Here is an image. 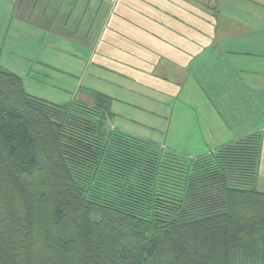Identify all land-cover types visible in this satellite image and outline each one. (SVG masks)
Here are the masks:
<instances>
[{
	"label": "trees",
	"instance_id": "16d2710c",
	"mask_svg": "<svg viewBox=\"0 0 264 264\" xmlns=\"http://www.w3.org/2000/svg\"><path fill=\"white\" fill-rule=\"evenodd\" d=\"M0 66V264H264L262 137L189 156Z\"/></svg>",
	"mask_w": 264,
	"mask_h": 264
},
{
	"label": "crops",
	"instance_id": "0c3cea01",
	"mask_svg": "<svg viewBox=\"0 0 264 264\" xmlns=\"http://www.w3.org/2000/svg\"><path fill=\"white\" fill-rule=\"evenodd\" d=\"M102 2L90 59L131 100L112 125L189 156L258 132L264 189V0Z\"/></svg>",
	"mask_w": 264,
	"mask_h": 264
},
{
	"label": "rangeland",
	"instance_id": "374dc122",
	"mask_svg": "<svg viewBox=\"0 0 264 264\" xmlns=\"http://www.w3.org/2000/svg\"><path fill=\"white\" fill-rule=\"evenodd\" d=\"M102 1L0 0V66L21 76L31 94L56 103L80 98L93 104L101 92L112 96L113 114L106 120L111 127L124 120L114 110H129L131 100L111 81L98 79L100 69L90 59L97 39L93 9ZM147 134L163 145L176 144L163 134ZM181 142L193 150L192 140Z\"/></svg>",
	"mask_w": 264,
	"mask_h": 264
}]
</instances>
